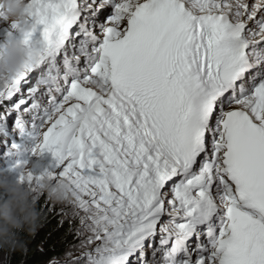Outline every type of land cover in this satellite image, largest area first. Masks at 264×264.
<instances>
[{"label":"snow or ice","instance_id":"snow-or-ice-1","mask_svg":"<svg viewBox=\"0 0 264 264\" xmlns=\"http://www.w3.org/2000/svg\"><path fill=\"white\" fill-rule=\"evenodd\" d=\"M28 15L35 60L0 83V149L51 155L83 264H264V0H30Z\"/></svg>","mask_w":264,"mask_h":264},{"label":"clouds","instance_id":"clouds-1","mask_svg":"<svg viewBox=\"0 0 264 264\" xmlns=\"http://www.w3.org/2000/svg\"><path fill=\"white\" fill-rule=\"evenodd\" d=\"M29 11L30 0H0V22L10 26L16 24L17 32L31 27L28 24ZM30 59L34 61L35 56L29 53L23 39L5 36L0 41V83L20 75ZM90 86L101 95L107 91L101 80L93 81ZM56 115V112H50L48 119L54 120ZM35 143L39 145V135ZM46 168L47 164L37 147L33 155L22 157L20 163L12 168L16 179L0 171V251L5 257L13 252H26L25 235H33L40 221L37 201L41 195L54 205L70 204L73 199L75 193L69 181L59 176L53 178L45 171ZM29 172L40 178L33 184L18 181V177L27 176ZM51 264H55V260Z\"/></svg>","mask_w":264,"mask_h":264},{"label":"trees","instance_id":"trees-1","mask_svg":"<svg viewBox=\"0 0 264 264\" xmlns=\"http://www.w3.org/2000/svg\"><path fill=\"white\" fill-rule=\"evenodd\" d=\"M37 207L41 217L35 233L25 235L26 252H13L5 257L0 251V264H51L53 260L56 264H76L74 261L64 260L74 254L71 253L72 249L78 251L79 246L72 219L59 217L58 210L54 206L50 207L48 202L44 205L37 201Z\"/></svg>","mask_w":264,"mask_h":264},{"label":"rangeland","instance_id":"rangeland-1","mask_svg":"<svg viewBox=\"0 0 264 264\" xmlns=\"http://www.w3.org/2000/svg\"><path fill=\"white\" fill-rule=\"evenodd\" d=\"M99 15H103L101 9L97 13V16H99ZM103 21H104V19L102 17V19L100 18L98 24L103 23ZM8 30H11L10 25L3 23V22H0V41H2L5 38ZM11 31H12V35L15 36L14 35L15 31L14 30H11ZM94 31H96L98 33L99 29L95 28ZM16 38L19 39V36H17ZM9 123L11 124L12 121H9ZM26 155L27 154H23V155H19V156L16 154L5 155L4 150L0 149V171L7 172L9 174L10 178L16 179V174L14 171H12L13 165H15V163L18 159H21L22 157H24ZM43 157H44V162L47 165H50L53 162L50 154L45 153ZM38 201L40 204L46 205V203L48 202L50 204V207L54 206V209L58 210L57 215L59 217L67 219V220L72 219L71 221L76 226L75 227V233H76V238H77V241L79 243V246L77 248L78 251H75V249H72L71 253H74V254H71V256L66 257L64 260H66L68 262L74 261L76 264H83V262L80 258H81V253L85 250L84 248L81 247V241L84 237L82 235H77V232L80 230V224H79L78 217L75 215L76 210L74 208H72L71 205H69V204H55L54 205L50 201H48L44 195H41L39 197ZM157 241H158V237H157ZM48 264H50V263H48Z\"/></svg>","mask_w":264,"mask_h":264},{"label":"bare ground","instance_id":"bare-ground-1","mask_svg":"<svg viewBox=\"0 0 264 264\" xmlns=\"http://www.w3.org/2000/svg\"><path fill=\"white\" fill-rule=\"evenodd\" d=\"M249 2L250 3H252V2H255V0H249ZM102 10V14L103 15H99V16H97V17H94V22L96 23V24H98L99 23V20H100V18L103 16L104 17V15L106 14V11H107V8H104V9H101ZM15 31V30H14ZM16 37L17 36H19V39H23V35H22V33L21 32H17V31H15V34H14Z\"/></svg>","mask_w":264,"mask_h":264}]
</instances>
